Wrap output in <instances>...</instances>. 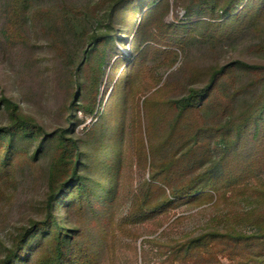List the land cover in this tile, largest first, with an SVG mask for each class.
<instances>
[{"label":"trees","instance_id":"obj_1","mask_svg":"<svg viewBox=\"0 0 264 264\" xmlns=\"http://www.w3.org/2000/svg\"><path fill=\"white\" fill-rule=\"evenodd\" d=\"M109 2L102 20L110 29L101 34L91 29L79 40L86 44L72 70L74 90L63 128L49 132L24 114L17 102L0 98V110L8 113L7 123L0 125V188L15 174L21 158H50V189L42 216L17 233L0 264H100L109 227L93 234L78 222L116 214L123 146L127 129L134 124L140 126L142 136L144 126L147 142L142 139L138 154L149 176L142 197L133 201L130 222L151 220L184 204L233 201L240 211L232 212L229 224L175 243L166 258L178 264H264V63L235 58L208 67L203 83L190 84L166 100L164 106L172 113L159 134V123L148 114L153 101L149 97L143 101L142 116L135 97L143 90L137 81L148 53L128 64L105 113L96 100L103 67L110 52L116 51L112 19L118 15L125 26L128 17L141 15L136 37L143 42L153 40L179 49L218 46L264 24V0H184V21L168 24L163 15L168 0ZM38 3L4 0L6 21L23 29L40 19L51 27L58 7L50 4L39 11ZM68 7H61L59 16H71ZM86 20L93 27V20ZM152 24L161 34L152 33ZM74 38L62 42V54H67L66 44ZM167 51L177 56V51ZM85 63H91L86 76L80 73ZM197 74L192 70L190 78ZM130 90L133 111L127 112ZM78 111L85 118H96L86 138L71 130L82 121L75 114ZM163 152L167 157H160ZM56 207L63 208V216Z\"/></svg>","mask_w":264,"mask_h":264},{"label":"rangeland","instance_id":"obj_2","mask_svg":"<svg viewBox=\"0 0 264 264\" xmlns=\"http://www.w3.org/2000/svg\"><path fill=\"white\" fill-rule=\"evenodd\" d=\"M109 1L39 0L35 7L39 11L50 4L58 7L59 12L56 13L52 26L44 20L34 19L30 25L19 29L6 21L4 0H0V98L6 96L17 102L24 114L49 132L63 128L74 90L70 80L72 70L78 65L82 47L86 44L79 40L91 29L100 34L110 29L108 23L102 20ZM168 1L169 8L163 10L164 21L167 24L184 21V0ZM66 5L73 13L70 12L71 16H59ZM140 17L138 14L133 18L128 17L127 26L119 15L112 19L114 28L117 29L116 51L113 52L114 55L110 52L103 67L105 74L101 78L96 100L100 110L105 113L114 94V87L119 78L126 74L128 64L142 52L148 53L145 62L147 65L137 81L143 90L135 97L142 116L145 114L143 101L147 97L153 101L148 114L150 119L159 123L158 134L162 132L172 113L164 106L166 100L182 93L190 84L203 83L208 67L235 58L264 63V24L234 41L218 46L197 44L179 49L177 46H164L153 40L143 42L136 37ZM86 19L93 20V27L87 24ZM150 29L152 33L161 34V29L155 24L150 25ZM157 36L163 39L162 35ZM69 37L75 38L66 44L67 54H62V42ZM153 47L155 48L151 49ZM167 50L177 51V56ZM81 67L83 71L80 73L89 75L91 63L82 64ZM192 70L198 73L193 79L190 78ZM130 93L132 94L126 100L127 112L133 111V90ZM92 96L94 95L91 94L90 97ZM75 114L82 121L71 126L72 132L77 137H88L96 118H85L81 111ZM7 121L8 113L0 110V125ZM139 127L134 124L127 129L128 138L123 146L124 166L120 173L116 214L112 218L102 216L97 220L78 222L82 228L91 229L93 234L109 227V233L105 237L106 245L101 250L100 264H178L166 258L175 243L209 228H221L225 223L229 224L227 219L232 217V212L240 211L239 204L233 201L201 202L173 207L151 220L131 223L129 214L133 209V201L137 195L142 197L146 187L144 180L149 176V168L138 154L142 139L145 144L147 142L144 126V137ZM160 157H167V152L160 154ZM49 163V156L36 160L21 158L15 165V174L1 185L0 258L5 247L12 244L19 231L42 216L50 189ZM55 212L60 216L64 215L63 208L56 207Z\"/></svg>","mask_w":264,"mask_h":264}]
</instances>
